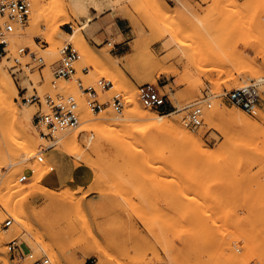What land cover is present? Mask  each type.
Here are the masks:
<instances>
[{
    "label": "rangeland",
    "instance_id": "rangeland-1",
    "mask_svg": "<svg viewBox=\"0 0 264 264\" xmlns=\"http://www.w3.org/2000/svg\"><path fill=\"white\" fill-rule=\"evenodd\" d=\"M155 1L116 0L111 19L123 17L129 25L127 38L96 37L91 26L85 28L87 41L72 43L81 55L77 72L52 86L53 66L68 44L62 32L71 33L69 24L75 27L97 15L76 10L68 0H33L28 21L16 29L10 56L19 47L43 56L44 80L37 69L25 67L28 57L17 73L6 58L0 65L18 90L16 105L33 116L38 105L26 103L22 95H32L34 88L41 95H74L81 120L86 110L95 114L89 100L107 102L117 93L123 97V112L117 113L111 103L101 112L129 116L128 95L135 92L142 108L179 121L205 142L204 150L194 143L184 146L169 134L154 139L152 131L126 142L115 133L106 146L92 148L88 123L81 122L69 133L78 134L81 159L57 149V135L44 137L49 145L36 149L33 157L16 158L21 139L0 103V264H31L8 251L14 238L37 255L48 254L55 264H264V0H164L167 13L156 11ZM38 5L40 27L34 30L32 14ZM51 25H58L54 41L47 37ZM106 38L128 42L129 52L113 56L112 46L103 43ZM103 78L113 87L102 89L98 81ZM79 79L97 95L80 88ZM253 82L261 92L255 115L218 95ZM145 83L166 95L165 111L143 105L138 86ZM205 92L212 94V106L206 108L203 125L192 129L185 118L193 106L205 105ZM30 129L43 136L33 120ZM166 160L182 165L185 174L157 175L156 166ZM43 161L51 171L41 179L35 163ZM74 163L82 172L76 181L66 173ZM23 174L28 178L22 182ZM64 185L77 192L79 201L61 198ZM23 210L29 213L30 229L14 217ZM8 216L14 223L7 229Z\"/></svg>",
    "mask_w": 264,
    "mask_h": 264
},
{
    "label": "built area",
    "instance_id": "built-area-1",
    "mask_svg": "<svg viewBox=\"0 0 264 264\" xmlns=\"http://www.w3.org/2000/svg\"><path fill=\"white\" fill-rule=\"evenodd\" d=\"M32 8L33 0H0V60L2 61L6 58L8 61H12L13 64L10 69L13 73H17L23 71L22 58L28 57L30 60L25 63V67L33 70L37 69L41 74V80H44L42 70L47 66V63L43 56L29 47H19L17 55L10 56V46L12 39L16 36V29L19 25L22 26L28 21ZM69 27L73 29L71 24H69ZM120 43L109 39L104 41L105 45L112 46L113 49ZM60 55V59L52 69V86H56V81L59 79H70L77 72L75 63L81 57L79 51L71 43L64 45L60 49ZM78 84L86 93H90L92 96L97 95L95 88L93 86L84 87L81 79H79ZM98 85L102 89H110L113 87V82L103 78L98 81ZM138 92L143 105L161 111L167 109L168 98L166 95H162L154 85L150 83L142 84L138 86ZM26 94L27 92L22 95V100L26 101V103L37 104L39 107L33 121L44 137L55 138L59 133L69 132L79 127L81 114L79 103L74 95H52L50 93L41 95L37 88H34L32 95L27 96ZM210 95L212 94L205 92L203 98L205 105L197 104L188 112L185 118V124L188 127L198 129L203 125L206 108L209 109L212 106ZM218 95L223 101L238 105L251 115L257 114L259 110L261 92L257 82L225 90ZM110 103L117 113L121 114L123 112V97L119 93L115 94L111 101L101 102L96 98L88 101L91 110L95 113L102 111ZM44 106H46V109H44ZM27 178V174H23L19 177V181H26ZM13 223L14 218L8 216L4 220V227L8 229ZM7 247L14 258H28L31 264H55L48 254L37 255L28 244L24 241H19L17 238L10 240L7 243Z\"/></svg>",
    "mask_w": 264,
    "mask_h": 264
},
{
    "label": "bare ground",
    "instance_id": "bare-ground-1",
    "mask_svg": "<svg viewBox=\"0 0 264 264\" xmlns=\"http://www.w3.org/2000/svg\"><path fill=\"white\" fill-rule=\"evenodd\" d=\"M69 3L76 8V10H82L83 12H91L92 14H96L97 16H100L102 12H104L106 9H115L117 7L116 0H68ZM155 7L156 11H165L167 13L168 6L164 0H156L155 1ZM40 6L38 5L32 14V27L35 29H38L40 26ZM170 20L168 22L174 21L173 18H169ZM92 19L85 21L83 24H78L77 26L73 27V31L71 33L68 32H62V36L66 38L68 43L73 42H83L85 43L86 37H85V28L88 27ZM49 32L47 33V37L49 41H54L55 36L54 34L58 32V25H51L49 28ZM51 30V33H50ZM35 32H24L22 36L31 37L33 33ZM17 36V32H16ZM14 38L12 39L13 42ZM179 46V45H178ZM52 54V53H51ZM108 58L112 61H115V58L113 56H108ZM117 60V59H116ZM0 103L1 106L4 108L6 113L8 114L9 118L13 122V125L15 126V129L18 132V138L21 139L18 146V157H24L25 159H29L33 157L36 154V149L44 150L47 148L49 144H46L44 141V136H41L38 134L37 131L31 130L30 125L33 120V114L32 111L29 109L20 110L18 106L16 105L15 99L18 94V90L10 77V75L3 69V67L0 65ZM128 99L130 102V114L129 116L125 118H117L111 113L107 112H97L93 114L90 110H86L85 118L84 120H81V122H87L85 129L91 132L92 134V141L91 145L92 148H100L102 146H106L109 138L111 135L118 133L121 134V140L122 142H126L127 139L131 137H140L144 133H147V131H152L155 133V138L158 139L164 136H167L169 134V137L173 140H177L183 143L184 146L191 145L194 143L199 150H204V147L206 146L205 142L195 134L191 133L189 130L186 129L179 121H176L169 117V115H162L157 111L152 110H146L140 106L138 103L137 95L135 92L128 95ZM144 107V106H143ZM103 111V110H102ZM106 111V110H105ZM110 112V111H109ZM128 115V114H127ZM209 119H212V114H210ZM80 122V123H81ZM73 131V130H72ZM69 132L59 133L57 134L55 144H58L57 149H62L67 151L71 155H75L78 159L82 158V154L84 153V149L82 145L79 143L78 134L77 132L70 134ZM115 140H112V143H114ZM39 146V147H38ZM122 146V145H121ZM38 147V148H37ZM50 147V146H49ZM40 159V158H39ZM43 159V158H41ZM40 161V160H39ZM44 162V161H43ZM167 162V163H164ZM162 164L156 166V169L154 172L157 175H184L186 170L182 165H177L173 161H164ZM42 163V162H41ZM36 164V171L39 172L40 178L42 179V175L50 171V168H48V162L45 161L44 164L35 163ZM8 182V188H11L12 184H9ZM66 187V185H64ZM63 187V188H64ZM62 189V188H61ZM79 190L78 188H76ZM61 198H68L70 200H73L74 202H77L78 195L77 192L74 191V189L67 186L63 191L60 193ZM50 197V196H49ZM4 204L10 208L12 205L10 203H7L8 201H4ZM42 214V213H41ZM16 222L20 224L22 227H27L30 229V227L27 226L26 217L29 215L27 211H20L19 213L15 214ZM17 224V225H18ZM31 226V224H28ZM21 231H19L20 233ZM24 232V231H22ZM38 233L42 234V231H38ZM21 234V233H20ZM26 235V233H25ZM0 238V243H1ZM33 248H35L34 245H32ZM55 248V247H54ZM54 250V249H53ZM52 252V251H51ZM52 255L56 258L57 254L55 252H52Z\"/></svg>",
    "mask_w": 264,
    "mask_h": 264
},
{
    "label": "crops",
    "instance_id": "crops-1",
    "mask_svg": "<svg viewBox=\"0 0 264 264\" xmlns=\"http://www.w3.org/2000/svg\"><path fill=\"white\" fill-rule=\"evenodd\" d=\"M93 11H95V10L91 9L92 13H93ZM112 12H113V9H106L104 12L101 13L100 16H96L93 18V20L88 25V28L90 26L92 27L91 32L96 37H99L102 34H104L105 36H110V37H116L119 34H122L124 37L127 38V36L129 35V32L127 31V28L129 25L126 23V21L121 16H117V17H114L111 19ZM88 28H87V31H88ZM106 39L104 41H106ZM104 41H103V43H104ZM127 43L128 42L123 41L120 44H118L115 47V49L111 52L112 55L116 56V57H120V58L125 56L129 52V49L127 47ZM87 72H88V70H84V73H87ZM165 86H166V84L161 85V87H165ZM77 166L78 165H76L74 163L70 168V170H71L70 173H69V169L66 170V173L68 175L69 174L71 175V178L73 179V181L81 179L82 172H81L80 168H75ZM50 171H48L47 173H49ZM94 173H95V171H94ZM69 179H70V176H69ZM85 181L82 180V183H85ZM88 181L89 182L92 181L91 177L88 179Z\"/></svg>",
    "mask_w": 264,
    "mask_h": 264
}]
</instances>
